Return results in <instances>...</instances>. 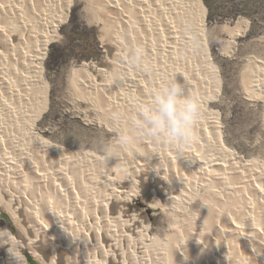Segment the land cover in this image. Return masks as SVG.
<instances>
[{"label":"rangeland","instance_id":"obj_1","mask_svg":"<svg viewBox=\"0 0 264 264\" xmlns=\"http://www.w3.org/2000/svg\"><path fill=\"white\" fill-rule=\"evenodd\" d=\"M3 1L2 5L6 4L4 7L7 9L9 7L10 11L11 3ZM90 1L71 0L66 11L67 17L65 16L58 30L48 42L41 62L42 70L36 80L32 82L25 104L17 103L16 92L21 89L22 75L28 74H26L27 66L20 63L21 61L16 62L11 50L3 48L0 55V70H2L0 71V82L4 83L3 85L0 83V92L3 98L6 97L5 100L15 107L17 116L15 120H9L1 112L4 114L1 115L4 122L0 120V160L10 159L8 161L12 160V162L20 164V168L29 174V178L25 182L21 177L8 182L9 186H14L13 192L17 188L12 203L15 207L21 208L19 214L20 219L23 216V220L18 219L19 221H17L14 218L10 211L12 203L8 202L9 206L0 203V209L3 210L0 211V230H8L7 234L19 244V252L22 253L21 256L25 264L52 263L53 257H50L49 252L42 253L41 250H39L41 252L35 250L37 245L46 243L42 232H40L44 220L47 219L43 204L45 201L44 203L57 208L56 211L64 213L65 219L73 223H58L50 226L54 233L51 238L54 243L58 242V245L63 246L69 244L73 249L72 259L66 258L63 264H86L91 260V264H103L101 262L105 261L99 251L102 247H108L107 252L111 254L110 256L117 255L116 258L120 264H236L237 262V264H264V252L261 249V246L264 245V88L255 86L257 81L264 82V0H158V6L154 4L157 0H154L151 10L153 13H149L148 10V12H144V15L138 9L131 15L126 13L130 19L132 18L131 21H134L132 25L134 31L132 32L125 21L126 18L120 16V10L108 7L106 0H100V4L92 2L93 0ZM25 10L23 16L28 19L27 16L30 15L27 8ZM145 19L149 20V25H145ZM8 26L11 28L10 24ZM171 29L179 31L176 40L170 38L171 35H175ZM128 35L131 36L128 37ZM183 39H186L187 44L190 43L188 50L184 47L187 50L186 57L183 56V52L180 53L184 57V61L178 55L176 59L168 62V65H173L172 67L176 69L185 67L194 86L189 88L186 85L185 87L180 78H166L167 82L172 86H178L182 97L194 98L200 104V116L196 122L198 129L197 131L195 128L193 130L194 140H198L203 135V128L211 130L210 126L213 125L210 121L211 117L205 116L204 118L202 116L203 113L205 114V112H201L204 107L215 116L217 115L223 142L236 155L235 164L232 162L225 164L224 162L225 165L223 164L222 169L214 173L216 175L212 173L209 180L189 172L183 166H179L181 171H179L178 177H173L170 172V164L163 163L165 155L163 156V150H159L158 144L153 143V147L156 149L153 151H148L145 148L147 143L143 141L142 132L136 127L137 110L125 111L121 108L123 105L120 104L121 99L127 96L133 98L134 102L146 99L145 94L137 89L135 80L139 83L147 82V77L141 73L144 66L159 65L161 61L164 64L163 50H169L168 47H174V44L181 49L182 42L184 44ZM181 40L183 41L181 42ZM166 41L170 44L163 47L162 45ZM18 63L22 65L20 66ZM126 64L127 68L131 70L127 73L124 70ZM210 66L214 72L213 75L207 70V67ZM8 76L12 78H8ZM130 77H134L135 80H131ZM154 77L153 81H156V77ZM7 79L12 81L14 84L12 88L15 91L6 89ZM11 92L15 93L14 99L9 97ZM43 97L44 105L41 109ZM0 106L1 109V102ZM36 115L38 116L36 117ZM211 134L214 133L211 131ZM122 135H129L133 138L130 148L125 149L121 145ZM138 140L141 143H138ZM168 147L174 148L169 145ZM109 148L117 149L118 152L104 160V156L107 154L106 149ZM160 148L162 149V147ZM18 155L22 157L19 158ZM147 155L148 157H146ZM155 155L157 156L155 157ZM48 156L55 164H59L62 161L61 158L64 159L66 156L71 161L67 164L71 165L68 167L70 178L76 189L69 191L68 183L64 186L60 183V186L65 190L68 189L66 190L68 196L75 197L74 191H76L81 203H89V206H84L83 212H86L85 216L87 217L84 216V220L79 210H68L63 199L62 202H57L55 196L50 192L48 183L45 185L46 188L43 186L39 175L46 173L44 166ZM87 158H91V164L89 170L85 172L87 165L83 164L81 160ZM41 159L43 160L41 161ZM76 159L78 162L75 161ZM139 162L147 164L146 171L139 170L136 164ZM161 163L163 164L161 165ZM154 164L155 166H153ZM164 164L165 166H163ZM148 166L151 167V170ZM134 168L136 169L134 170ZM155 173L157 175H154ZM161 175L162 182L159 184H153L154 181L150 184L145 182L161 177ZM87 188L92 190L93 197L89 195V198L82 197V191ZM257 189L263 190V196ZM170 191L171 193H169ZM119 193L121 194L119 195ZM167 194L172 197L167 198ZM113 195L122 198L118 200L119 202H115L116 213L111 212L110 219L104 212L102 203ZM3 196L7 197L6 199L10 197L9 195ZM0 197H2L1 192ZM217 197H222L225 202L222 203V199ZM85 198L88 201H85ZM158 199L162 203L164 202V205L157 204ZM95 200L103 201L100 203L101 205L99 204L102 209L101 207L95 209ZM30 201L39 203L38 218L35 217L34 202L31 206ZM124 202H128V206H124ZM28 206H31L30 209ZM116 206H120L119 209ZM242 208L246 212L253 210L257 219L262 218V232H250V228L258 229V227H251L249 223L245 222V218H243L245 213ZM100 209L101 212H99ZM141 212L144 213L148 221V229L145 228L146 224L144 226L145 222L141 219ZM225 214L227 215L225 216ZM234 215L237 216V219ZM88 219L90 223L87 221ZM107 219L113 221L111 226H108ZM37 220L42 224H38ZM231 220L238 221L237 226L239 224L244 228L242 236L232 237L234 233H232L229 223ZM131 223L135 226H131ZM117 225H121L122 228ZM96 233L101 234L104 239L100 240V235L97 236ZM223 234L227 237H224ZM70 236L72 238H69ZM28 244L33 245V251L40 254V259L34 257V252L28 248ZM199 245L200 247L203 245L204 249L203 247L201 249ZM178 249L185 250L184 255L187 259L182 260L179 257ZM252 250L258 255V260L252 258Z\"/></svg>","mask_w":264,"mask_h":264},{"label":"bare ground","instance_id":"obj_2","mask_svg":"<svg viewBox=\"0 0 264 264\" xmlns=\"http://www.w3.org/2000/svg\"><path fill=\"white\" fill-rule=\"evenodd\" d=\"M5 1H7V2H10L11 3V7L10 8H12V9H10V11L8 10L9 9V7H8V9L6 8V7H4L5 5H2V3H4V1L3 0H0V55L2 54V52H3V48L5 49L6 48V50H11V51H13V53H11V54H13V56H14V59H16L17 61L16 62H18V61H21L20 63H23L25 66H27V69H28V72H26V74L27 75H25V74H23L22 76V81H21V89H20V91H17L16 93V95H17V98H18V101H17V103H19V104H25L26 102H27V100H28V95H27V93H28V90L30 89V86L32 85V82L34 81V80H36V78L39 76V74H40V72H41V70H42V66H41V62H42V60H43V58H44V55H45V52H46V48H47V45H48V42H49V40H50V38L56 33V31L58 30V28H59V26H60V24L63 22V20L65 19V16H66V11L68 10V7H69V4H71V0H5ZM90 1V0H89ZM105 1V0H104ZM103 1V2H104ZM91 2V1H90ZM92 2H94V3H96V4H100V0H93ZM153 2H154V0H152V1H150V0H106V4H107V6L108 7H110V8H112V9H118V10H120L121 11V13H120V16L122 17V18H126V23L128 24V26H129V29H130V31L132 32V31H134L133 30V22L131 21V19H130V17H129V15H127L126 13H129L130 15H131V13H133L136 9H138V10H140L141 11V13H143L144 15H145V13L144 12H148V10H149V13H153L151 10L153 9V6H154V4L155 5H159V1L157 0L156 2H154V4H153ZM6 3V2H5ZM105 3V2H104ZM180 3V2H179ZM199 3V2H198ZM106 4H105V6H106ZM8 6H9V4H8ZM184 6V5H183ZM195 7V6H194ZM27 8V12H29V15L30 16H27L28 17V19H26L25 17L26 16H23V13L26 11L25 9ZM100 8V7H99ZM157 9V8H156ZM178 9V8H177ZM185 10V9H184ZM108 11V10H107ZM107 11H105V12H107ZM178 13V12H177ZM26 15V14H25ZM28 15V14H27ZM134 15V14H133ZM141 16V15H140ZM147 16V15H146ZM67 17V16H66ZM106 17V16H105ZM145 17V16H144ZM140 18V17H139ZM121 20V19H120ZM108 21V20H107ZM170 22H172V21H170ZM123 23V22H122ZM145 25H149V20L148 19H145ZM10 24V26H11V28L8 26ZM155 24V23H154ZM170 24V23H169ZM124 26H125V24H124ZM128 26H127V28H128ZM154 26V25H153ZM136 27V26H135ZM170 27V26H169ZM9 28V29H8ZM13 28H15V29H17V30H15L14 31V29ZM176 28V27H175ZM11 30H13V31H11ZM171 30H173V29H171ZM129 31V30H128ZM172 32H174V34L175 35H171V39L173 38V39H175L176 40V35H178V32L179 31H177L176 29L175 30H173ZM129 33V32H128ZM142 34V33H141ZM15 35H20V36H15ZM179 35H180V33H179ZM131 36V35H130ZM129 35H128V37H130ZM179 37V36H178ZM169 38V37H168ZM187 38V37H186ZM184 40V39H183ZM183 40H181V42L183 41ZM186 40V39H185ZM184 40V44H183V42H182V44H181V49L179 48V47H177V46H175V44H174V47H168L169 48V50H163V60L165 61V63L163 64L162 63V61H161V64H159V65H161V66H159V65H157V64H155L154 66H144V68H143V70H142V72L141 73H143V75L145 76V77H147V82H137V80H135V79H133V78H131L130 77V79L131 80H135L136 82V87H137V89L140 91V92H142V93H144L145 94V97H146V99L145 100H139V102H134L133 101V98L131 99L129 96H127L126 98H123V99H121V101L122 102H120V104L121 105H123V107H121L123 110H137L138 109V106H140V105H143V104H145V103H147V102H149L150 101V99H151V95H152V93L154 92V91H156L157 89H161V88H166V87H169V86H172V84H169V82H167L168 80L166 79V78H180L182 81H183V83L185 84V87H186V85L187 86H189V88H190V86L192 87V86H194L193 85V83H192V81L190 80V78H189V75H188V72H186L185 71V67H179L178 69H180V68H182V69H180V70H178V69H176V68H173L171 65H168V62L170 63V61L172 60V59H176V56L178 57V55H179V57L181 56V59H183L182 61H184V57H182V54H183V56H185L186 57V52H187V50H188V48H189V42H190V40H189V38H188V40H189V42H188V44H187V42ZM130 41V40H129ZM119 42V41H118ZM178 42V41H177ZM172 43H173V41H172ZM169 44H170V42H165V44L163 43V47H166V46H169ZM132 45V44H131ZM138 45V44H137ZM127 46V45H126ZM153 47V46H152ZM184 47H186L187 48V50H185L186 48H184ZM1 48H2V50H1ZM113 49V48H112ZM123 49V48H122ZM5 52V51H4ZM6 52H8V51H6ZM181 52H183L181 55H180V53ZM190 52V51H189ZM9 53V52H8ZM119 54V53H118ZM133 55V54H132ZM13 56H12V58H13ZM113 56V55H112ZM123 56V55H122ZM125 56V55H124ZM7 57H9V56H7ZM188 57V56H187ZM12 58H10V59H12ZM137 58V57H136ZM180 59V60H181ZM205 59V58H204ZM178 60V59H177ZM126 61V60H125ZM141 61V60H140ZM160 61V60H159ZM200 61V60H199ZM207 61V60H206ZM110 62V61H109ZM149 62V61H148ZM178 62V61H177ZM176 62V63H177ZM203 62V61H202ZM208 62V61H207ZM128 63V62H127ZM135 63V62H134ZM175 63V62H174ZM173 63V64H174ZM187 63V62H186ZM19 64V63H18ZM172 64V63H171ZM178 64L180 65V63L178 62ZM204 64V63H203ZM207 64V63H206ZM20 65V64H19ZM22 65V64H21ZM20 65V66H21ZM119 65H121V64H119ZM178 65V66H179ZM187 65V64H186ZM201 65H202V63H201ZM103 66V65H102ZM106 66V65H105ZM176 67V66H175ZM188 67V66H187ZM204 67V66H203ZM104 68V67H103ZM189 68V67H188ZM8 69V68H7ZM25 69V68H24ZM5 70V69H4ZM124 70L126 71V73L127 72H129V71H131L130 70V68H127V64H126V67L124 68ZM207 70L213 75L214 74V72H213V70H212V68H211V66L210 67H207ZM206 70V71H207ZM0 71H2V70H0ZM26 71V70H25ZM120 71V70H119ZM24 72V71H23ZM5 73V72H4ZM10 75V74H9ZM142 75V74H141ZM264 75V74H263ZM156 77V81L154 80L153 81V77ZM1 77V76H0ZM9 77H11V76H8V78ZM127 77H129V76H127ZM154 77V78H155ZM3 78V77H2ZM12 78V77H11ZM93 78V77H92ZM189 78V79H188ZM4 79V78H3ZM144 79V78H143ZM214 79V78H213ZM260 79V78H259ZM264 79V78H263ZM5 80V79H4ZM14 81V80H13ZM93 81V80H92ZM7 83H6V89L7 90H13V86H14V84L12 83V81L11 80H8L7 79V81H6ZM133 82V81H132ZM1 83V82H0ZM14 83H15V81H14ZM171 83V82H170ZM173 83V82H172ZM253 83V82H252ZM2 84V83H1ZM4 84V83H3ZM2 84V85H3ZM132 84V83H131ZM134 84V83H133ZM177 84V83H176ZM214 84V83H213ZM34 85V84H33ZM101 85V84H100ZM135 85V84H134ZM179 85V84H178ZM249 85V84H248ZM251 85V84H250ZM131 86V85H130ZM174 86H176V85H174ZM181 86V85H180ZM255 86H257V88L258 87H261V88H264V82L263 81H257V83H256V85ZM1 87V86H0ZM24 87V88H23ZM128 87V86H127ZM195 88V87H194ZM194 88H192V89H194ZM23 89H24V91H23ZM207 89H208V87H207ZM188 90H190V89H188ZM209 90V89H208ZM13 91H15V89L13 90ZM185 91H187V90H185ZM5 92V91H4ZM183 92H184V90H183ZM190 92V91H189ZM211 92V91H210ZM6 93H8L7 91H6ZM185 93V92H184ZM5 94V93H4ZM15 94V93H14ZM14 94H13V92H11L10 93V95H9V97L10 98H13L14 99ZM43 94H45V93H43ZM89 94V93H88ZM180 94H182V93H180ZM186 94V93H185ZM192 94V93H191ZM194 94V93H193ZM207 94H208V91H207ZM123 95V94H122ZM187 95H189V94H187ZM0 96H2V93L0 92ZM8 96V95H7ZM193 96V95H192ZM184 97V96H183ZM187 97V96H186ZM189 97V96H188ZM6 98V97H5ZM5 98H3V96H2V98L0 99V102H1V104H2V108L0 109V120L2 121V117H1V115H4V117L5 118H8L9 120L11 119V120H15V118L17 117L16 116V110H15V107L14 106H11L10 104H9V102H7L6 100H5ZM10 98L8 99L9 101H10ZM42 99V98H41ZM80 99V98H79ZM190 99V98H189ZM96 101V100H95ZM103 101V100H102ZM114 101H116V100H114ZM118 102V101H117ZM96 103V102H95ZM113 103V102H112ZM115 103V102H114ZM116 104V103H115ZM114 104V105H115ZM119 104V103H118ZM9 105V106H8ZM43 105H44V97H43V101H42V104H41V109L43 108ZM25 106V105H24ZM31 106V105H30ZM1 107V106H0ZM41 109H40V111H41ZM112 109V108H111ZM39 110V109H38ZM113 110V109H112ZM39 111V112H40ZM1 112H3V113H1ZM38 112V113H39ZM129 112V111H128ZM201 112H205V114L203 113L202 114V116L205 118V116L206 117H211V120L210 121H212L211 123L213 124L212 126H210L211 127V130H206L205 128H203V127H201V128H203V131L204 132H202V134L203 135H201V137H199L198 135V140H193L192 141V143L190 144V145H188V146H186V147H184L183 149H178L177 147H175L174 146V148L173 149H171V147H168V145L167 144H161V143H159V142H157V144H158V148H159V150H163V156L165 155V159L163 160V163H166V164H170L169 165V167H171L169 170H170V172L172 173V175H173V177H178V175H179V171H181V170H179V166H183L184 168H186L189 172H191V173H195L196 175H200L203 179H208L209 180V178L210 177H212V173L214 174V173H216L217 171H219V170H221L222 169V167L226 164V162H232V163H234L235 161H236V155H235V153L234 152H232L226 145H225V143L223 142V139H222V135H221V132H220V126H219V121H218V117H217V115L215 116V114L214 113H212V112H209L208 110H206V108H204V107H202V109H201ZM125 113V112H124ZM37 114V113H36ZM117 114V113H116ZM30 115V114H29ZM38 115H36V117H37ZM26 117V116H25ZM35 117V118H36ZM114 117V116H113ZM132 117V116H131ZM21 118V117H20ZM32 118V117H31ZM32 120V119H31ZM33 120H35V119H33ZM2 122H4V120L2 121ZM9 123H10V121H8ZM7 122V123H8ZM3 124V123H2ZM1 124V125H2ZM5 124V123H4ZM3 124V125H4ZM9 125V124H8ZM30 125V124H29ZM198 124L196 123L195 124V126H194V128L196 129V131H197V129H198V126H197ZM204 125V124H203ZM15 126V125H14ZM135 126V125H134ZM3 127H5L6 128V126H3ZM2 127V128H3ZM137 127V126H136ZM212 127H213V129H212ZM12 128V127H11ZM0 129H1V127H0ZM4 129V128H3ZM2 131V130H1ZM210 131V132H209ZM211 131L214 133V134H211ZM2 133V132H1ZM28 133V132H27ZM199 133V132H198ZM5 134V133H4ZM10 134V133H9ZM197 134V133H196ZM143 135V134H142ZM196 136V137H197ZM1 138V137H0ZM17 139V138H16ZM138 139H139V137H138ZM142 139V138H141ZM195 139V138H194ZM139 141V140H138ZM143 141L145 142V143H147V146L145 147L148 151H153V150H156V149H154V147H153V142H152V140L151 139H148V138H145L144 136H143ZM2 143V142H1ZM4 143V142H3ZM138 143H141L140 141L138 142ZM141 145V144H140ZM154 146H155V144H154ZM141 147V146H140ZM160 147H162V149L160 148ZM144 148V149H145ZM155 148H157V147H155ZM32 149V148H31ZM34 149V148H33ZM158 150V149H157ZM4 151V150H3ZM147 151V152H148ZM36 152V151H35ZM39 152V151H38ZM147 152H146V154H147ZM155 152V151H154ZM159 152V151H158ZM162 152V151H161ZM149 153V152H148ZM151 153V152H150ZM28 154V153H27ZM35 154V153H34ZM146 154H144V155H146ZM152 154V153H151ZM156 154V153H155ZM158 154V153H157ZM24 155V154H23ZM161 155V154H160ZM19 156V155H18ZM21 156V155H20ZM20 156H19V158H20ZM25 156V155H24ZM28 156V155H27ZM47 156V155H46ZM45 156V157H46ZM157 155H155V157H156ZM159 156V155H158ZM16 157V156H15ZM22 157V156H21ZM29 157V156H28ZM31 157V156H30ZM67 157V156H66ZM66 157H64V159L63 158H61L62 159V161L61 162H59V164L57 163V164H55V163H53V161H52V158H50V156H48L47 157V163L46 162H44V163H46V165L44 166L45 167V171H46V173H45V171L43 170V172L45 173V174H40L39 176V178L41 179V182H43V186H45L46 185V183H48L49 184V186H50V192H51V194H53L54 196H55V198L57 199V202H62V199H63V203H64V205L66 206V208L68 209V210H73V211H77V210H79L81 213H82V215H83V220H84V216L86 215L83 211H84V206L86 205H88L89 206V203L87 202V203H81V201H80V197L78 196V193L76 192V191H74L75 193H76V195H75V197H71V196H68V194H67V192H66V190H68L66 187V190L63 188V187H61L60 186V183H62L63 184V186L64 185H66L67 183L69 184V191L70 190H75L76 189V187L75 186H73V184H72V181H71V178H70V171H69V168L68 167H70L71 165L70 164H67V162H71L70 160H69V158L67 159ZM146 157H148V155L146 156ZM154 157V156H153ZM2 159H3V157H1ZM14 158V157H13ZM19 158H18V161L20 162V160H19ZM42 158V157H41ZM66 158V159H65ZM129 158V157H128ZM150 158V157H149ZM158 158V157H157ZM160 158V157H159ZM6 159H8V158H6ZM81 159V158H80ZM132 159V158H131ZM154 159V158H153ZM8 160H10V159H8ZM8 160H6V161H2V160H0L1 162H0V192H1V194H2V197H0V203L1 204H4V205H8L9 206V203L8 202H10V204L13 202L12 201V198H14V194L16 193V190H17V188H16V190H15V192H13V187L14 186H9V184L10 183H8L9 181H11V180H13V179H17V178H19V177H21V178H24L23 179V181L25 182L28 178H29V174L27 173V172H25L23 169H21L20 168V166L17 164V163H15V162H12V160L11 161H8ZM30 160V159H29ZM43 159H41V161H42ZM91 158H87V159H82L81 161H83V164H85V165H87V167H86V171L85 172H87L88 170H89V166H90V164H91ZM128 160V159H127ZM133 160V159H132ZM131 160V161H132ZM135 160V159H134ZM156 160H159V159H156ZM75 161H77V159L75 160ZM153 161V160H152ZM78 162V161H77ZM143 162V161H142ZM148 162H150V161H148ZM161 162V161H160ZM224 162H225V164H224ZM21 163V162H20ZM38 163V162H37ZM36 163V164H37ZM73 163V162H72ZM152 164H153V162H151ZM163 163H161V165L163 164ZM248 163V162H247ZM33 164V163H32ZM40 165H41V162L39 163ZM80 164V163H79ZM113 164V163H112ZM133 164V163H132ZM132 164H130V165H132ZM137 165H138V168H139V170H142V172L143 171H146V168H147V164L146 165H144V164H140V162L139 163H136ZM224 164V165H223ZM235 164V163H234ZM24 165V164H23ZM43 165V164H42ZM74 165V164H73ZM156 165H158L157 164V162H156ZM153 166H155V164L153 165ZM152 166V167H153ZM163 166H165V164L163 165ZM229 166V165H228ZM33 168L35 167V166H32ZM38 167V166H37ZM78 167V166H77ZM149 168H150V170H151V167L150 166H148ZM159 168H160V165L158 166ZM231 167V166H230ZM32 168V169H33ZM39 168V167H38ZM164 168V167H163ZM29 169V168H28ZM30 169H31V167H30ZM42 169H43V167H42ZM71 169H72V167H71ZM70 169V170H71ZM136 168H134V170H135ZM231 169V168H230ZM37 170V169H36ZM73 170H75L74 168H73ZM148 170V169H147ZM164 170H165V168H164ZM229 170V169H228ZM227 170V171H228ZM34 171V170H33ZM78 171H79V169H78ZM83 171V170H82ZM153 171V170H152ZM227 171H224V172H226V173H229V172H227ZM230 171V170H229ZM251 171V170H250ZM39 172V171H38ZM84 172V171H83ZM130 172V171H129ZM151 172V171H150ZM183 172V171H182ZM223 172V173H224ZM31 173V172H30ZM35 173V172H34ZM78 173V172H77ZM81 173V172H80ZM39 174V173H38ZM75 174V173H74ZM182 174V173H181ZM77 175V174H76ZM86 175V174H85ZM137 175V174H136ZM141 175V174H140ZM147 175H149V174H147ZM154 175H157L156 173L154 174ZM164 175V174H163ZM187 175V174H186ZM185 175V176H186ZM192 175V174H191ZM196 175H194V176H196ZM214 175H216V174H214ZM250 175V174H249ZM145 176V175H144ZM151 176V175H150ZM167 176V175H166ZM183 176V175H182ZM190 176V175H189ZM188 176V177H189ZM199 176V177H200ZM220 176V175H219ZM260 176V175H259ZM37 177V176H36ZM74 177V176H73ZM72 177V178H73ZM168 177V176H167ZM192 177H193V175H192ZM221 177V176H220ZM79 178V177H78ZM100 178V177H99ZM137 178H138V175H137ZM140 178H142V177H140ZM179 178H180V176H179ZM179 178H176V180H179ZM213 178H214V176H213ZM235 178V177H234ZM39 179V180H40ZM139 179V178H138ZM144 179V178H143ZM148 179V178H147ZM194 179H195V177H194ZM200 179V178H199ZM222 179V178H221ZM165 181H167L166 179H164ZM188 180V179H187ZM20 181V180H19ZM23 181H22V183H23ZM37 181V180H36ZM73 181H74V179H73ZM152 181H154L153 182V184H159L160 182H162V175H161V177H156V179H149V180H147V181H145V182H148L147 184H150ZM203 181V180H202ZM40 182V181H39ZM138 182V181H137ZM187 182V181H186ZM207 182V181H206ZM13 183V182H12ZM74 183V182H73ZM141 183V182H140ZM96 184V183H95ZM131 184V183H130ZM147 184H145V185H147ZM34 185V184H33ZM42 185V184H41ZM137 185V184H136ZM162 185V184H161ZM177 185H178V183H177ZM42 186V187H43ZM86 186V185H85ZM123 186V185H122ZM139 186V185H138ZM141 186V185H140ZM21 187V186H20ZM168 187H170V186H168ZM185 187V186H184ZM45 188H46V186H45ZM123 188V187H122ZM143 188V187H142ZM161 188V187H160ZM173 188V187H172ZM180 188V187H179ZM187 188H188V186H187ZM175 189V188H174ZM117 190V189H116ZM146 190V189H145ZM151 190V189H150ZM176 190V189H175ZM184 190V189H183ZM126 191V190H125ZM157 191V190H156ZM160 191V190H159ZM171 191H172V189H171ZM171 191L169 192V193H171ZM190 191V190H189ZM257 191L258 192H260L261 193V195H262V192H263V190H261V189H257ZM23 192V191H22ZM165 192V191H164ZM176 192H178V191H176ZM185 192V191H184ZM254 192V191H253ZM257 192V193H258ZM124 193V192H123ZM168 193V192H167ZM179 193V192H178ZM181 193V192H180ZM255 193V192H254ZM23 194V193H22ZM92 194H93V192H92V190L91 189H88L87 188V190L85 189V191L83 190L82 191V197H88V195L90 196V197H93L92 196ZM110 194V193H109ZM121 193H119V195H120ZM156 194V193H155ZM158 194V193H157ZM264 194V193H263ZM3 195H9L10 197L8 198V199H6L7 197H5V196H3ZM94 195V194H93ZM97 195V194H96ZM107 195H108V193H107ZM163 195V194H162ZM171 195H173V194H171ZM180 195V194H179ZM30 196V195H29ZM102 196H103V194H102ZM106 196V195H105ZM109 196V195H108ZM152 196V195H151ZM154 196V195H153ZM168 196V194L166 195V197ZM176 196V195H175ZM232 196V195H231ZM263 196V195H262ZM27 197H28V195H27ZM125 197V196H124ZM172 196H168L167 198H171ZM176 197H179V196H176ZM211 197V196H210ZM228 197V196H227ZM264 197V196H263ZM22 198H24V197H22ZM32 198V197H31ZM89 198V197H88ZM99 198V197H98ZM120 197H118L117 195H113L112 197H109V198H107V199H105V202H103V201H101V202H103L102 203V206H103V210H104V212L107 214V217L108 218H110V215H111V212H115L116 213V209H115V207H114V204H115V202L117 203V201L118 200H121V198L119 199ZM163 198V197H162ZM217 198H219V197H217ZM249 198V197H248ZM104 199V198H103ZM155 199V198H154ZM187 199V198H186ZM219 199H222V197L221 198H219ZM225 199V198H224ZM263 199V198H262ZM22 200V199H21ZM31 200V199H30ZM33 200V199H32ZM94 200V199H93ZM171 200V199H170ZM173 200V199H172ZM214 200V199H213ZM217 200V199H216ZM252 200V199H251ZM27 201V200H26ZM85 201H88V199L87 198H85ZM150 201V200H149ZM166 202H167V200H165ZM239 201V200H238ZM244 201V200H243ZM249 202H250V200H248ZM23 202H24V200H23ZM29 202V201H28ZM34 202V201H33ZM32 201H30V204H31V206H32V203H33ZM45 202V201H44ZM43 202V204H44V209H46V220H44V222H43V224L41 223V221H36L38 224H42L43 226L41 227V229H40V232H42V234H43V237L45 238V244L43 245V244H41V245H37V247H35V250L37 251V252H41L42 251V253L43 252H49L50 253V257H53V260H52V263H50V264H63L64 262H65V260H66V258L67 259H72V257L74 256V252H73V249H72V247H70V245L69 244H67V246H63V245H61V244H59L58 245V242H57V244L56 243H54V241H53V239H51L52 238V236H54V233H53V230H51V225H56V224H58V223H61V224H71L72 223V221L71 222H69L67 219H65V216L62 214V213H60L61 211H59V210H55V209H57V208H54V207H52L50 204H47V203H44ZM57 202H55V203H57ZM82 202H83V200H82ZM94 202H95V204H94ZM93 202V204L96 206V208L95 209H97V208H100L101 206V202L100 201H98V200H95ZM119 202V201H118ZM122 202V201H121ZM156 202V201H155ZM157 204H160V205H164L159 199L157 200ZM165 202V203H166ZM179 202V201H178ZM224 202H225V200H224ZM223 202V199H222V203H224ZM246 202V201H245ZM19 203V202H18ZM17 203V204H18ZM92 203V202H91ZM124 203H125V205H124ZM123 203V205L124 206H128V202H124ZM169 203V202H168ZM183 203V202H182ZM220 203V202H219ZM229 203V202H228ZM244 203V202H243ZM247 203V202H246ZM20 204V203H19ZM18 204V205H19ZM42 204V203H41ZM60 204V203H59ZM100 204V205H99ZM176 204V203H175ZM214 204V203H213ZM12 210H10L11 212H12V214L14 215V218L17 220V221H19L18 219H20V214H19V210L21 209V208H19V206L18 207H15L14 206V204L12 203ZM25 205V204H24ZM224 205V204H223ZM235 205V204H234ZM241 205V204H240ZM26 206V205H25ZM30 206V207H31ZM38 206H39V203H37V202H34V209H35V217L36 218H38V215H37V213H38ZM83 206V207H82ZM217 206V205H216ZM228 206H230V205H228ZM238 206V205H237ZM250 206V205H249ZM29 207V206H28ZM30 207H29V209H30ZM116 207H118V206H116ZM120 207V206H119ZM119 207H118V209H119ZM131 207V206H130ZM170 207V206H169ZM247 207H248V205H247ZM258 207V206H257ZM249 208H251V207H249ZM255 208V207H254ZM253 208V209H254ZM95 209H93L94 211H95ZM101 209H102V207H101ZM101 209H100V211L99 212H101ZM120 209H122V208H120ZM168 209V208H167ZM225 209V208H224ZM259 209V208H258ZM263 209V208H262ZM28 210V209H27ZM32 210V209H31ZM66 210V209H65ZM223 210V209H222ZM248 210V209H247ZM0 211H3L2 209H0ZM26 211V210H25ZM59 211V212H58ZM63 211V210H62ZM97 211V210H96ZM242 211L245 213V217H243V218H245V222H247V223H249V225L251 226V227H253V226H256V227H258V229H256V228H250L249 230H250V232L252 233H254L255 231H259V232H262L263 231V229H262V227H261V225H262V222H261V220H262V218L260 217V219H257V216H256V213L252 210V211H248V212H246L243 208H242ZM24 212V211H23ZM30 212V211H29ZM33 212V211H32ZM44 212V211H43ZM64 212V211H63ZM72 212V211H71ZM79 212V213H80ZM98 212V211H97ZM221 212V211H220ZM241 212V211H240ZM21 213H22V211H21ZM45 213V212H44ZM96 213V212H95ZM219 213V212H218ZM242 213V212H241ZM244 213H243V215H244ZM24 214V213H23ZM22 214V215H23ZM27 214V213H26ZM39 214H41V213H39ZM65 214H67V213H65ZM102 214V213H101ZM140 214V213H139ZM235 214V213H234ZM31 215V214H30ZM29 215V216H30ZM103 215V214H102ZM109 215V216H108ZM117 215V214H116ZM223 215V214H222ZM227 214H225V216H226ZM228 215H231V214H228ZM262 215H263V213H262ZM28 216V215H27ZM43 216V215H42ZM68 216V215H67ZM74 216V215H73ZM127 216V215H126ZM224 216V215H223ZM235 216V215H234ZM33 217V216H32ZM69 217V216H68ZM82 217V216H81ZM86 217V216H85ZM98 217V216H97ZM222 217V216H221ZM264 217V216H263ZM22 218H23V216H22ZM20 219V220H23V219ZM27 218V217H26ZM42 218V217H41ZM70 218H71V216H70ZM69 218V219H70ZM74 218H75V216H74ZM87 218V217H86ZM91 218V217H90ZM135 218V217H134ZM227 218V217H226ZM231 218H232V216H231ZM234 218V217H233ZM235 218L237 219V216H235ZM242 218V219H243ZM32 219V218H31ZM43 219V218H42ZM111 219V218H110ZM109 219V220H110ZM141 219L145 222H143L144 223V226H145V224H146V226H145V228L146 229H148L149 228V226H148V221H147V219H146V217H145V215H144V213H142L141 212ZM218 219H220V218H218ZM229 219V218H228ZM235 219V220H236ZM71 220V219H70ZM98 220V219H97ZM108 220V219H107ZM108 220V221H109ZM212 220V219H211ZM210 220V221H211ZM224 220V219H223ZM88 222H89V219L87 220ZM99 221V220H98ZM263 221V220H262ZM97 222V221H96ZM111 222H113V221H109L108 222V226H111L112 224H111ZM116 222V221H115ZM134 222H136V221H134ZM226 222H227V220H226ZM238 222V221H237ZM237 222H235V221H233V220H231V222H229L230 223V225H231V231H232V233H234V235H232V237L233 236H237V235H240V236H242L243 235V231H244V228L241 226H239V224H238V226H237ZM31 223V222H30ZM29 223V224H30ZM90 223V222H89ZM99 223V222H98ZM22 224V223H21ZM73 224V223H72ZM92 224V223H91ZM104 224V223H103ZM122 224V223H121ZM132 224V223H131ZM23 225V224H22ZM102 225V224H101ZM141 225V224H140ZM199 225V224H198ZM218 225H221V224H218ZM229 225V224H228ZM63 226H65V225H63ZM96 226V225H95ZM107 226V227H108ZM121 228H122V226L121 225H119ZM118 225H117V227H119ZM131 226H135V225H131ZM138 226V225H137ZM226 226V225H225ZM23 227V226H22ZM62 227V226H61ZM130 227V226H129ZM198 227V226H197ZM229 227V226H228ZM245 227V226H244ZM247 227V226H246ZM55 228H56V226H55ZM67 228H69V227H67ZM111 228V227H110ZM230 228V227H229ZM24 229V228H23ZM58 229V228H57ZM64 229H65V227H64ZM74 229H75V227H74ZM126 229V228H125ZM224 229V228H223ZM247 229V228H246ZM35 230H36V228H35ZM73 230V229H72ZM77 230V229H76ZM98 230H99V228H98ZM114 230V229H113ZM127 230V229H126ZM201 230V229H200ZM248 230V231H249ZM29 231V230H28ZM57 231V230H56ZM63 232H64V230H62ZM66 231V230H65ZM96 231V230H95ZM101 231H103V230H101ZM112 231V230H111ZM122 231V230H121ZM228 231H229V229H228ZM247 231V232H248ZM20 232V231H19ZM55 232V231H54ZM59 232V231H58ZM60 232H61V230H60ZM85 232V231H84ZM83 232V233H84ZM217 232V231H216ZM219 232V231H218ZM223 232V231H222ZM243 232V233H242ZM29 233V232H28ZM81 233V232H80ZM103 233V232H102ZM111 233V232H110ZM220 234H221V232H219ZM218 233V234H219ZM230 233V232H229ZM58 234H60V233H58ZM61 234H63V233H61ZM78 234V233H77ZM91 234H92V232H91ZM97 234V236H99V239L100 240H102V239H104L102 236H101V234H98V233H96ZM95 234V235H96ZM107 234V233H106ZM112 234V233H111ZM125 234V233H124ZM247 234V233H246ZM5 235L6 236H8V240H9V242H10V245H3V246H0V264H16V261L10 256V254H9V252H8V248L9 247H11L12 248V250L13 251H17V254L19 255V244H17L16 243V241L15 240H13L7 233H5ZM67 235V234H66ZM86 235V234H85ZM108 235V234H107ZM117 235V234H116ZM261 235H263V234H261ZM260 235V236H261ZM74 236V235H73ZM106 236V235H105ZM111 236V235H110ZM109 236V237H110ZM113 236H114V234H113ZM129 236V235H128ZM208 236V235H207ZM223 236H224V234H223ZM228 236H230V235H228ZM245 236V235H244ZM252 236V235H251ZM258 236V235H257ZM264 236V235H263ZM27 237V236H26ZM29 237H30V235H29ZM36 237V236H35ZM42 237V236H41ZM77 237V236H76ZM86 237V236H85ZM219 237V236H218ZM224 237H227V235H225ZM238 237V236H237ZM246 237H247V235H246ZM262 237V236H261ZM69 238H72L71 236L69 237ZM87 238V237H86ZM95 238V237H94ZM107 238H108V236H107ZM131 238V237H130ZM251 238V237H250ZM42 239V238H41ZM68 239V238H67ZM73 239H75V238H73ZM83 239V238H82ZM90 239V238H89ZM98 239V238H97ZM110 239V238H109ZM202 239V238H201ZM206 239V238H205ZM254 239V238H253ZM43 240V239H42ZM71 240V239H70ZM84 240V239H83ZM106 240V239H105ZM119 240V239H118ZM237 240V239H236ZM261 240V239H260ZM77 241V240H76ZM95 241V240H94ZM108 241V240H107ZM120 241H122L121 239H120ZM113 242V241H112ZM128 242H129V240H128ZM133 242V241H132ZM171 242V241H170ZM226 242V241H225ZM228 242V241H227ZM252 242V241H251ZM257 242H259V241H257ZM60 243V242H59ZM69 243H70V241H69ZM80 243V242H79ZM84 242H82V244H83ZM89 243V242H88ZM131 243V242H130ZM198 243V242H197ZM217 243V242H216ZM219 243V242H218ZM237 243V242H236ZM239 243V242H238ZM244 243V242H243ZM256 243V242H255ZM262 243V242H261ZM64 244V243H63ZM85 244V243H84ZM95 244V243H94ZM97 244V243H96ZM99 244V243H98ZM106 244V243H105ZM150 244V243H149ZM213 244V243H212ZM221 244V243H220ZM246 244V243H245ZM263 244V243H262ZM74 245H78V244H74ZM100 245V244H99ZM118 245V244H117ZM141 245V244H140ZM223 245H225V244H223ZM256 245V244H255ZM258 245V244H257ZM261 245V244H260ZM28 246V248L29 249H31L32 251L34 250L33 249V245L32 244H28L27 245ZM82 246V245H81ZM88 246V245H87ZM115 246V245H114ZM127 246V245H126ZM125 246V247H126ZM246 246V245H245ZM251 246V245H250ZM78 247V246H77ZM83 247V246H82ZM112 247V246H111ZM119 247V246H118ZM117 247V248H118ZM122 247V246H121ZM130 247V246H129ZM128 247V248H129ZM138 247V246H137ZM199 247H200V245H199ZM198 247V248H199ZM202 247H203V249H204V246L202 245ZM202 247H200L201 249H202ZM247 247V246H246ZM108 248V247H107ZM107 248H104V247H102V248H100V250L99 251H101V253H102V258H103V260L105 261V262H101V263H103V264H120L119 263V261L117 260V258H116V256L117 255H114V256H110L111 254H108V250H107ZM127 248V247H126ZM226 248H229V247H226ZM225 248V249H226ZM244 248V247H243ZM90 249V248H89ZM119 249V248H118ZM124 249V248H123ZM122 249V250H123ZM222 249H224V248H222ZM233 249H235V248H233ZM237 249H238V247H237ZM246 249V248H245ZM252 249V248H251ZM261 249H262V251L264 252V245L263 246H261ZM260 249V250H261ZM39 250H41V251H39ZM84 250H86V249H84ZM114 250V249H113ZM119 250H121V249H119ZM125 250V249H124ZM136 250H138V249H136ZM230 250V249H229ZM236 250V249H235ZM234 250V251H235ZM241 250H242V248H241ZM258 250V249H257ZM34 252L33 254H34V257H36V258H38V259H40V254H38L37 252ZM77 251V250H76ZM92 251V250H91ZM118 251V250H117ZM127 251V250H126ZM185 251V250H184ZM184 251H181L180 249H178L177 250V254L179 255V257L182 259V260H185V258H186V256L184 255L185 254V252ZM219 251V250H218ZM224 251H226V250H224ZM231 251V250H230ZM233 251V252H234ZM237 251H239V250H237ZM94 252H95V250H94ZM94 252H92L93 254H94ZM111 252V251H110ZM118 252H120V251H118ZM123 252V251H122ZM140 252V251H139ZM138 252V253H139ZM199 252V251H198ZM216 252V251H215ZM221 252V251H220ZM222 252H223V250H222ZM232 252V251H231ZM230 252V253H231ZM243 252H246V251H244L243 250ZM242 252V253H243ZM252 252H253V259L254 260H258V255L256 254V252L254 253V251L252 250ZM258 252V251H257ZM77 253V252H76ZM97 253V252H96ZM124 253V252H123ZM122 253V254H123ZM193 253V252H192ZM219 253V252H218ZM218 253H217V255H218ZM226 253H228V252H226ZM99 254V253H98ZM115 254V253H114ZM129 254V253H128ZM133 254V253H132ZM220 254V253H219ZM263 254V253H262ZM44 255V254H43ZM77 255V254H76ZM80 255V254H79ZM78 255V256H79ZM88 255V254H87ZM126 255V254H125ZM136 255V254H135ZM140 255V254H139ZM221 255V254H220ZM249 255H251V254H249ZM261 255V254H260ZM98 256V255H97ZM132 256V255H131ZM134 256V255H133ZM239 256V255H238ZM252 256V255H251ZM124 257V256H123ZM139 257V256H138ZM177 257V256H176ZM218 258L220 257V256H217ZM46 258H48V257H46ZM77 258V257H76ZM88 258V257H87ZM86 258V259H87ZM93 258V257H92ZM95 258V257H94ZM127 258V257H126ZM132 258V257H131ZM221 258V257H220ZM228 258V257H227ZM226 258V259H227ZM240 258V257H239ZM42 259V258H41ZM75 259V258H74ZM79 259V258H78ZM80 259L81 260H83L81 257H80ZM119 259V258H118ZM123 259V258H122ZM128 259V258H127ZM126 259V260H127ZM187 259V258H186ZM229 259V258H228ZM20 260L23 262V264H25L24 263V261H23V257L20 255ZM49 260V259H48ZM80 260V261H81ZM87 260H89V259H87ZM124 260V259H123ZM245 260V259H244ZM263 260V259H262ZM46 262H47V260H45ZM77 261V260H76ZM92 261V260H91ZM91 261L90 262H87L86 264H91ZM93 261H94V259H93ZM98 261H99V259H98ZM130 261V260H129ZM134 261V260H133ZM138 261H139V259H138ZM209 261V260H208ZM237 261H238V259H237ZM241 261V260H240ZM239 261V262H240ZM249 261H250V259H249ZM69 262V261H68ZM83 262H85L84 260H83ZM219 262V261H218ZM226 262V261H225ZM244 262V261H243ZM246 262V261H245ZM43 263V262H42ZM41 263V264H42ZM76 263V262H75ZM99 263V262H98ZM136 263V262H135ZM139 263V262H138ZM149 263V262H148ZM152 263V262H151ZM183 263V262H182ZM217 263V262H216ZM236 263V262H235ZM238 263V262H237ZM236 263V264H237ZM253 263V262H252ZM44 264V263H43ZM77 264V263H76ZM85 264V263H84ZM95 264V263H94Z\"/></svg>","mask_w":264,"mask_h":264},{"label":"clouds","instance_id":"obj_3","mask_svg":"<svg viewBox=\"0 0 264 264\" xmlns=\"http://www.w3.org/2000/svg\"><path fill=\"white\" fill-rule=\"evenodd\" d=\"M200 116V104L194 99L184 98L180 95L178 86H169L157 89L151 95L149 102L138 106L136 124L145 138L153 143L167 144L178 149L190 145L194 140V126ZM121 145L127 149L133 144V138L122 135ZM117 149H106L104 160L115 155ZM8 230H0V246L10 245ZM10 256L16 264H23L17 251L8 248Z\"/></svg>","mask_w":264,"mask_h":264}]
</instances>
